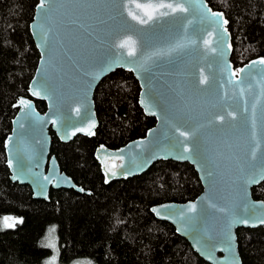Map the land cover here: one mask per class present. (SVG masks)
<instances>
[{"label":"water","instance_id":"95a60500","mask_svg":"<svg viewBox=\"0 0 264 264\" xmlns=\"http://www.w3.org/2000/svg\"><path fill=\"white\" fill-rule=\"evenodd\" d=\"M174 2L50 0L41 12L37 0L28 24L38 53L36 67L27 97L14 104L3 142L8 179L28 186L33 200L47 201L50 190L89 195L60 171L50 155L49 132L62 144L76 136L92 137L98 125L95 87L115 70L129 72L138 85L137 106L154 124L119 148L94 149L103 184L140 176L159 161L187 163L200 182L199 195L155 204L150 214L168 223L207 264H241L236 230L264 229V202L251 197V189L264 181V65L246 67L260 59L255 58L239 68L243 73L233 70L227 24L212 23L217 18L208 10L222 12L213 11L206 0H190L188 13L161 16L169 10L160 5ZM149 15L153 19L145 24L132 19ZM39 24L50 30L46 43ZM129 38L126 47H119ZM131 49L135 54L129 56ZM34 101L44 103L43 113ZM253 133L261 145L255 160L249 156ZM106 159L120 164L109 172ZM191 204L195 212L188 210Z\"/></svg>","mask_w":264,"mask_h":264},{"label":"trees","instance_id":"16d2710c","mask_svg":"<svg viewBox=\"0 0 264 264\" xmlns=\"http://www.w3.org/2000/svg\"><path fill=\"white\" fill-rule=\"evenodd\" d=\"M36 2L0 0V221L13 220L12 227H0V264H44L51 255V235L59 264H207L168 223L149 212L155 204L187 202L199 195L201 185L190 165L159 161L140 176L102 182L94 149L119 148L143 137L154 124L137 106L138 85L129 72L115 70L95 87L98 125L92 137L76 136L62 144L49 132L50 155L60 171L89 195L50 190L47 201L33 200L28 186L8 179L3 142L15 102L27 97L38 58L28 30ZM206 3L228 21L233 70L264 58V0ZM34 105L44 112L43 102ZM106 162L107 171L120 164L117 159ZM251 197L264 202V181L251 189ZM236 242L241 264H264L263 228L237 229Z\"/></svg>","mask_w":264,"mask_h":264},{"label":"snow or ice","instance_id":"6c2138e0","mask_svg":"<svg viewBox=\"0 0 264 264\" xmlns=\"http://www.w3.org/2000/svg\"><path fill=\"white\" fill-rule=\"evenodd\" d=\"M49 3H50V0H39V3L37 5V9L40 10L41 12H46L47 9H48ZM185 3H190V0H175L174 3L161 4L160 5L161 8H166L169 11L161 12L160 15L161 16H168V15H175V14H186V13L189 12V8L185 7ZM137 7H140V5H137ZM208 13L210 14L211 17L217 18V19H213L212 23H219L220 21H222L223 24H225V25L228 23L227 20L223 19V14L222 13L211 12L210 9L208 10ZM46 18L47 17L45 16V19ZM202 18L203 19H208V16H203ZM132 19L136 20L137 23L145 24V23H148L149 20H152L153 16L149 15L147 19H138L136 16H132ZM188 23L190 24V23H192V21H189ZM36 27H37V30H38L39 34L42 37V43H46L48 41V39H49V31L50 30L49 29H45L43 24H39ZM226 31L227 30L225 29V32ZM220 39L222 41L223 37L221 36ZM129 42H130V38H129V41H125V42L121 43L119 45V47H122V48L126 47ZM134 54H135L134 49L129 50V52H128L129 56H132ZM255 64L264 65V58H260L259 60L252 61L251 65L246 66V67H251L252 65H255ZM237 72L243 73L244 69L243 68L242 69H238ZM236 74L237 73L234 72L233 76H235ZM204 82L205 81L202 79L201 83L203 84ZM33 95H40V93L36 92V91H33ZM20 104L24 105L25 107H29L27 102L24 101V100H21ZM253 107H255V105ZM77 111H79V109H77ZM228 115L232 116L233 118H235L234 114L231 113V112H229ZM218 119L223 120V117H218ZM53 123H55V121H53ZM21 127H23V125H21ZM180 135L183 136L185 138V140L188 139V134L187 133L180 132ZM251 139H252V147H251V149L249 151V156H250V158L252 160H255L257 158V153H258V150L260 149L261 145H260L259 142L256 141L255 133H253ZM189 151H190V149L187 146H185L184 147V152H189ZM260 158L262 160H264V152H261ZM9 166H12V162L11 161H9ZM188 210L190 212H195L196 211V206L194 204H191V205L188 206ZM154 211H156V210L154 209ZM7 219H10V218H5V220H7ZM262 222H264V221H262ZM244 223H247V221H244ZM12 226H13L12 224H6V227H12Z\"/></svg>","mask_w":264,"mask_h":264},{"label":"rangeland","instance_id":"374dc122","mask_svg":"<svg viewBox=\"0 0 264 264\" xmlns=\"http://www.w3.org/2000/svg\"><path fill=\"white\" fill-rule=\"evenodd\" d=\"M106 163H109V161H107ZM6 224H13V220H11V219L5 220V218H2L0 221V227L6 228ZM49 237H50V235H49ZM47 244L49 245L51 255L46 259L44 264H59L57 261V248H56V244L54 243V240L52 238V235H51V238H48ZM71 264H81V263H71ZM83 264H85V263H83Z\"/></svg>","mask_w":264,"mask_h":264},{"label":"flooded vegetation","instance_id":"af4514ba","mask_svg":"<svg viewBox=\"0 0 264 264\" xmlns=\"http://www.w3.org/2000/svg\"><path fill=\"white\" fill-rule=\"evenodd\" d=\"M106 160H108V159H106ZM106 160H105V162H106ZM105 162H104V163H105ZM104 167H105V166H104ZM112 171H113V170H112ZM109 172H111V171L109 170Z\"/></svg>","mask_w":264,"mask_h":264}]
</instances>
